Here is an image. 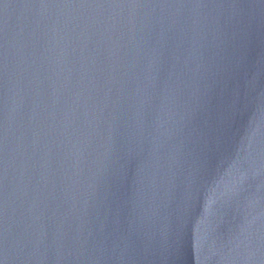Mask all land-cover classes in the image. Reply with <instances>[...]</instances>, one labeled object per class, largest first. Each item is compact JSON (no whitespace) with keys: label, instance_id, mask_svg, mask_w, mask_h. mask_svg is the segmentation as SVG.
Segmentation results:
<instances>
[{"label":"water","instance_id":"95a60500","mask_svg":"<svg viewBox=\"0 0 264 264\" xmlns=\"http://www.w3.org/2000/svg\"><path fill=\"white\" fill-rule=\"evenodd\" d=\"M0 264H264V0H0Z\"/></svg>","mask_w":264,"mask_h":264}]
</instances>
